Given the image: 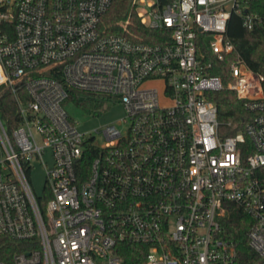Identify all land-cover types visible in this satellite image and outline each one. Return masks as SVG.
I'll return each instance as SVG.
<instances>
[{
	"label": "built area",
	"instance_id": "1",
	"mask_svg": "<svg viewBox=\"0 0 264 264\" xmlns=\"http://www.w3.org/2000/svg\"><path fill=\"white\" fill-rule=\"evenodd\" d=\"M111 1L0 0V94L16 105L10 130L0 114V238L29 246L9 264H126L125 241L143 246L141 264H237L221 232L232 204L264 264V72L238 58L224 84L208 58L233 49L231 12L247 29L264 28V12L247 0H132L160 31L146 42L127 21L128 35L102 31ZM223 86L251 115L227 134L210 97ZM75 92L117 100L124 115L81 131L64 107Z\"/></svg>",
	"mask_w": 264,
	"mask_h": 264
},
{
	"label": "trees",
	"instance_id": "2",
	"mask_svg": "<svg viewBox=\"0 0 264 264\" xmlns=\"http://www.w3.org/2000/svg\"><path fill=\"white\" fill-rule=\"evenodd\" d=\"M247 3L248 10L264 12V0H247ZM126 21L129 31L141 36L142 40L146 42L161 40L159 30L139 23L132 0H112L101 16L100 28L104 33L120 34L125 32L121 23ZM125 34L128 35V32L126 31ZM225 40L233 44V49L222 60L207 56L212 63L210 72L219 75L224 84L228 81L229 64L238 58L243 59L254 71L264 72V28L262 26L245 28L240 15L233 11L227 21ZM70 97L74 98L76 102L80 101L77 92ZM210 97L217 105L220 130L225 131L226 134L241 128L243 122L251 116L242 100L238 99L235 92L226 86L213 91ZM95 101L99 102V99ZM0 114L7 124V129L10 130L16 119L15 100L10 91L0 94ZM227 122H230L232 126H228ZM250 223L249 216L240 207L233 204L229 205L221 219L222 235L234 244L237 252V264H255L257 261V254L248 245L246 238ZM117 246V253L121 255L126 264H141L143 261L144 249L140 243L125 241ZM27 247L29 246L26 241L4 238L0 241V261L11 263L13 255Z\"/></svg>",
	"mask_w": 264,
	"mask_h": 264
},
{
	"label": "rangeland",
	"instance_id": "3",
	"mask_svg": "<svg viewBox=\"0 0 264 264\" xmlns=\"http://www.w3.org/2000/svg\"><path fill=\"white\" fill-rule=\"evenodd\" d=\"M145 85L157 87L161 90L162 84L160 81H149ZM80 101L66 99L64 107L71 118L77 122L78 128L81 131H89L95 128H100L106 123L117 124V120L124 115L122 103L114 99L95 98L84 93H79ZM99 99V102L95 101ZM221 133L225 131L221 130ZM48 159V156H46ZM31 181L35 191L38 194L43 192L44 172L41 164L35 163L31 170Z\"/></svg>",
	"mask_w": 264,
	"mask_h": 264
},
{
	"label": "water",
	"instance_id": "4",
	"mask_svg": "<svg viewBox=\"0 0 264 264\" xmlns=\"http://www.w3.org/2000/svg\"><path fill=\"white\" fill-rule=\"evenodd\" d=\"M2 238H0V241H1Z\"/></svg>",
	"mask_w": 264,
	"mask_h": 264
}]
</instances>
